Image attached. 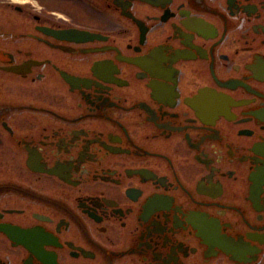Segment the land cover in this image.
Listing matches in <instances>:
<instances>
[{"label": "flooded vegetation", "instance_id": "af4514ba", "mask_svg": "<svg viewBox=\"0 0 264 264\" xmlns=\"http://www.w3.org/2000/svg\"><path fill=\"white\" fill-rule=\"evenodd\" d=\"M23 1L0 264H264V0Z\"/></svg>", "mask_w": 264, "mask_h": 264}, {"label": "rangeland", "instance_id": "374dc122", "mask_svg": "<svg viewBox=\"0 0 264 264\" xmlns=\"http://www.w3.org/2000/svg\"><path fill=\"white\" fill-rule=\"evenodd\" d=\"M33 1H36V0H33ZM37 1L39 3H43L44 5H46L47 7H50V8L59 7L62 3H64V7L66 9H69V7H68L69 4L67 2H63L61 0H37ZM6 2H11L14 5L25 6L23 0H0V16L5 15L8 12H11V9L7 8L5 6ZM58 4H60V5H58Z\"/></svg>", "mask_w": 264, "mask_h": 264}]
</instances>
